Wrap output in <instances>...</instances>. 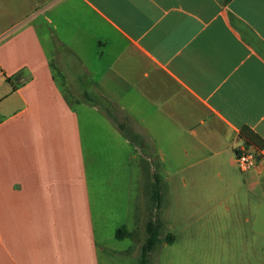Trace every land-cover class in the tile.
I'll list each match as a JSON object with an SVG mask.
<instances>
[{
    "label": "crops",
    "instance_id": "obj_1",
    "mask_svg": "<svg viewBox=\"0 0 264 264\" xmlns=\"http://www.w3.org/2000/svg\"><path fill=\"white\" fill-rule=\"evenodd\" d=\"M242 128L263 142L246 171ZM113 148L212 212L244 200L264 252V0H0V264H106L89 186Z\"/></svg>",
    "mask_w": 264,
    "mask_h": 264
},
{
    "label": "rangeland",
    "instance_id": "obj_2",
    "mask_svg": "<svg viewBox=\"0 0 264 264\" xmlns=\"http://www.w3.org/2000/svg\"><path fill=\"white\" fill-rule=\"evenodd\" d=\"M93 168L90 206L97 230L102 231L98 235L105 250L100 258L106 264L137 263L149 220L159 223V241L149 252L147 264H254L255 259L256 264H264V252L254 253L249 244L244 200L226 214L221 205L212 212L209 208L215 205L192 196L183 185L184 173H169L166 162L133 148L102 152ZM155 174L159 207L152 199ZM258 224L262 227L264 222ZM118 227L131 234L117 238Z\"/></svg>",
    "mask_w": 264,
    "mask_h": 264
},
{
    "label": "trees",
    "instance_id": "obj_3",
    "mask_svg": "<svg viewBox=\"0 0 264 264\" xmlns=\"http://www.w3.org/2000/svg\"><path fill=\"white\" fill-rule=\"evenodd\" d=\"M7 81L11 83L12 88L15 89L27 79L23 69L19 70L13 75L6 77ZM241 136L245 139L246 144H252L256 149L260 150L263 146L262 140L255 133L251 132L248 128H242ZM160 190L157 183L153 186L152 199L156 202V206L160 205ZM159 223L155 220H149L146 224L147 236L141 246L140 254L136 264H147L149 252L153 249L155 244L159 241ZM126 231L124 227H119L115 231L117 238H122ZM169 239L170 237L167 236Z\"/></svg>",
    "mask_w": 264,
    "mask_h": 264
},
{
    "label": "built area",
    "instance_id": "obj_4",
    "mask_svg": "<svg viewBox=\"0 0 264 264\" xmlns=\"http://www.w3.org/2000/svg\"><path fill=\"white\" fill-rule=\"evenodd\" d=\"M258 149L253 146L243 144L236 150L235 162L241 171L253 168L257 163Z\"/></svg>",
    "mask_w": 264,
    "mask_h": 264
}]
</instances>
